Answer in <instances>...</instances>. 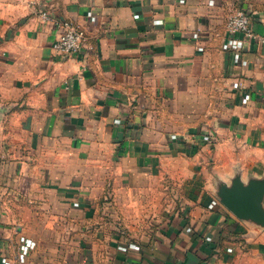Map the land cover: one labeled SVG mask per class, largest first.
<instances>
[{
    "label": "crops",
    "instance_id": "obj_1",
    "mask_svg": "<svg viewBox=\"0 0 264 264\" xmlns=\"http://www.w3.org/2000/svg\"><path fill=\"white\" fill-rule=\"evenodd\" d=\"M263 180L264 0H0V264H264Z\"/></svg>",
    "mask_w": 264,
    "mask_h": 264
},
{
    "label": "built area",
    "instance_id": "obj_2",
    "mask_svg": "<svg viewBox=\"0 0 264 264\" xmlns=\"http://www.w3.org/2000/svg\"><path fill=\"white\" fill-rule=\"evenodd\" d=\"M44 20L48 19V14L42 12ZM59 29V33L53 48L57 54L71 56L79 52L82 42V33L79 28L68 22H56L54 23ZM226 29L229 35L234 39L227 41L223 45V49L238 51L243 48V41L237 39L236 35L240 34L243 37H250L251 30L249 27V17L243 12L239 11L229 17L226 24ZM235 36V37H234ZM235 86V85H234ZM204 140L210 142L212 138L208 135L204 136Z\"/></svg>",
    "mask_w": 264,
    "mask_h": 264
},
{
    "label": "water",
    "instance_id": "obj_3",
    "mask_svg": "<svg viewBox=\"0 0 264 264\" xmlns=\"http://www.w3.org/2000/svg\"><path fill=\"white\" fill-rule=\"evenodd\" d=\"M264 197V180L255 182L247 188L238 187L233 192H223V204L239 218L250 217L264 222L259 204Z\"/></svg>",
    "mask_w": 264,
    "mask_h": 264
}]
</instances>
